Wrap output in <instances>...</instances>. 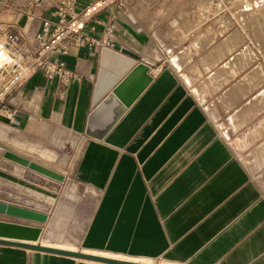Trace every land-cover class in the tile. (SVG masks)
<instances>
[{
	"label": "crops",
	"instance_id": "obj_1",
	"mask_svg": "<svg viewBox=\"0 0 264 264\" xmlns=\"http://www.w3.org/2000/svg\"><path fill=\"white\" fill-rule=\"evenodd\" d=\"M30 1L0 0V40L12 32L31 42L55 19L59 0ZM206 13L199 0H130L87 23L83 36L147 65L154 79L103 140L85 135L103 47L53 57L81 82L65 88L37 73L3 106L10 116L0 114V127L84 140L65 200L84 189L90 216L80 236L58 238L51 205L33 202L49 216L42 246L144 264H264V70L239 67L228 35L207 32L225 22ZM0 264L105 263L0 244Z\"/></svg>",
	"mask_w": 264,
	"mask_h": 264
},
{
	"label": "rangeland",
	"instance_id": "obj_2",
	"mask_svg": "<svg viewBox=\"0 0 264 264\" xmlns=\"http://www.w3.org/2000/svg\"><path fill=\"white\" fill-rule=\"evenodd\" d=\"M129 2L127 0L125 6ZM199 5L207 12V19L208 15L213 14L218 22H225V27L207 32H211L215 41L218 35H228L227 42L231 40V51L237 52L236 62L239 67L264 70V0H199ZM56 133L51 135L60 136L58 140L47 141L22 131L0 127V199L28 208H33V202L49 204L50 216L60 220L55 235L58 238L72 234L80 236L90 216L91 205L87 203L90 201H87L85 190L80 187L71 191L69 198L73 201L66 202L65 199L68 189L74 184L75 169L83 152L84 140L71 134ZM30 146L53 151L56 161L45 163L36 152L27 148ZM5 152L44 164L65 176V182H56L19 166L5 159ZM61 206L64 209L59 211ZM43 241H47L46 236H43ZM154 262L173 264L165 259Z\"/></svg>",
	"mask_w": 264,
	"mask_h": 264
},
{
	"label": "water",
	"instance_id": "obj_3",
	"mask_svg": "<svg viewBox=\"0 0 264 264\" xmlns=\"http://www.w3.org/2000/svg\"><path fill=\"white\" fill-rule=\"evenodd\" d=\"M153 80L147 65L103 47L93 92L92 112L85 131L86 137L103 140ZM4 158L56 182H65V176L62 174L17 154L5 152ZM0 216L18 221L0 220V244L105 264H142L42 246V226L47 223L49 216L36 209L0 201Z\"/></svg>",
	"mask_w": 264,
	"mask_h": 264
},
{
	"label": "built area",
	"instance_id": "obj_4",
	"mask_svg": "<svg viewBox=\"0 0 264 264\" xmlns=\"http://www.w3.org/2000/svg\"><path fill=\"white\" fill-rule=\"evenodd\" d=\"M81 1L84 0H59L55 19L45 20L31 42L23 35L12 32H6L3 40H0V114L3 118L10 116L3 112L8 99L37 73H42L49 82H58L65 88L81 82V77L67 67L63 58L53 57L69 55L73 46H105L106 41H92L83 36L81 31L101 11L109 7L122 9L127 3V0H87L88 6L79 9ZM42 2L31 0L29 7H40ZM108 30L113 32L114 28L111 26Z\"/></svg>",
	"mask_w": 264,
	"mask_h": 264
},
{
	"label": "bare ground",
	"instance_id": "obj_5",
	"mask_svg": "<svg viewBox=\"0 0 264 264\" xmlns=\"http://www.w3.org/2000/svg\"><path fill=\"white\" fill-rule=\"evenodd\" d=\"M42 245V244H41ZM48 246V245H47ZM130 262V261H129ZM142 264H144V263H142Z\"/></svg>",
	"mask_w": 264,
	"mask_h": 264
}]
</instances>
